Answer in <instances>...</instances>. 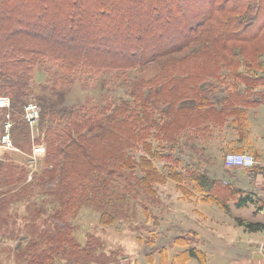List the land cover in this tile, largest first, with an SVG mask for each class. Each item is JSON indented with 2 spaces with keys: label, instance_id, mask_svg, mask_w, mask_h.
<instances>
[{
  "label": "trees",
  "instance_id": "1",
  "mask_svg": "<svg viewBox=\"0 0 264 264\" xmlns=\"http://www.w3.org/2000/svg\"><path fill=\"white\" fill-rule=\"evenodd\" d=\"M79 1L84 9L75 13L81 9ZM167 1L0 0V95L12 99L10 108L17 129L14 142L20 146H25L29 136V127L21 119L27 99L34 97L42 106L40 121L46 128L48 150L34 181L46 184L42 188L55 196L59 206L54 209L55 233L33 224L20 231L30 238L23 253L30 257L31 264L35 258L43 264L47 255L63 261L85 258L72 234L70 219V210L81 199L101 198V221L108 223L107 219L123 211L119 200L128 195L130 202L126 205L131 207V201L136 204L138 200L141 185L157 182L153 176L158 171L151 158L141 157L143 176L133 175L137 166L133 149L142 135L140 122L156 125L157 137L164 146L178 143L172 139L173 133L188 128V115H192L190 120H196V127L221 129L232 118L234 122L241 121V129L246 126L244 107L250 104L248 98L240 102L237 91L227 87L224 105L216 112L213 98L219 80L203 86L206 79L201 78L216 76L219 68L195 75L191 66L203 64L208 57L213 58V63L222 59L221 66L239 65L233 61L234 43H250L264 28V17L258 8L261 0H257L255 13L253 0H176L167 10L155 8ZM243 7L244 15H237ZM148 64V70L130 76L132 72H142ZM101 69L123 75L130 83L132 99L108 98L100 107L56 108L54 95L59 94L62 85L79 74L96 76L104 72ZM38 71L52 78L51 84L42 85L41 94L35 93ZM230 74L233 73H226ZM191 99L192 104H179ZM254 101L253 105H257L264 100ZM154 113L159 114L157 121ZM145 144L147 154L156 153L151 143ZM25 176L22 165L7 157L0 159V208L10 201L11 187ZM196 179L200 186L212 187L215 182L202 174ZM249 201L254 198L240 195L237 206ZM237 221L248 231H264L263 222L243 218ZM3 224L0 221V227ZM89 245L90 239L83 249L91 254L94 249ZM190 257L201 259L202 251L190 247L171 263L165 260V264H185Z\"/></svg>",
  "mask_w": 264,
  "mask_h": 264
},
{
  "label": "rangeland",
  "instance_id": "2",
  "mask_svg": "<svg viewBox=\"0 0 264 264\" xmlns=\"http://www.w3.org/2000/svg\"><path fill=\"white\" fill-rule=\"evenodd\" d=\"M175 1L161 2L159 5H155V8L162 11L163 9L167 10ZM244 1L247 3L248 0ZM253 1L252 11L255 13L257 0ZM79 2L81 9L75 10V13L84 9L83 3ZM258 8L264 17V0H261V5ZM245 10V7L239 8L237 15H244ZM107 41L114 44L113 41ZM234 45L235 58L233 61L234 64L239 63L237 66H221L224 64L222 59L217 58V62L213 63L211 57L205 58L203 61L206 62L203 64L191 66L195 75L207 74L209 71L216 72V67L219 68L217 77L201 78L206 79L201 83L203 86L216 79L219 80L216 81L218 88L214 95L215 98H213V103H216L214 105L216 112L224 105L222 98L227 87L237 91L240 102L248 98L249 105H253L255 99L264 100V28L261 34L250 43L235 42ZM242 52L243 54H241ZM149 65H146L142 72L141 70L132 72L134 74L130 76L140 75L151 67ZM101 70L104 72L98 73L96 76L79 74V77L62 85L59 94L54 95L56 108L60 110L65 107L64 109L70 110L73 106L79 105L100 107L108 98L110 100L112 98H130L129 94L132 93L128 89L130 83L123 75L108 71V69ZM230 71L233 74L227 76L226 73ZM51 80L52 78L49 80L48 75L43 71H38L34 81L35 93L41 94L43 92L42 85L51 84ZM235 85L238 87L233 88ZM60 94L62 97L58 96ZM6 96L12 103L11 97ZM103 97H105L104 100H102ZM27 100L28 102L24 105L21 113V119L29 127V136L25 140V146L17 145L14 142V131L17 133V129H15V121L12 118V108L0 109V143L6 133H9L14 143L13 148L4 153L3 158L12 159L13 163L22 165L26 170L24 179L11 187L8 204L0 208V221L4 223L0 227V264H31L30 257L23 253L24 246L30 238L27 234L20 232L26 225L32 226L33 224V227L38 226L40 229L45 226L49 233L56 232L53 221L54 209L59 207L58 201L51 192L46 193L47 189L42 188L46 184L41 180H38L39 184L34 181V176L41 172L48 150L47 140H45L47 132L46 128L42 126L41 117L33 122L28 121L27 118L36 115L34 104L39 105V103L34 97H29ZM193 101L192 99L183 100L179 104H192ZM26 108L28 109L27 115ZM246 108L247 106L244 107V109ZM39 112L41 114L42 106H40ZM159 118V114H153L154 121ZM191 118L192 115H188L185 119V125L188 128L186 126V129L180 130V133H173L172 139L178 143L176 145L170 143L166 146L161 145V139L157 137L156 125L140 122L139 129L142 135L139 144L133 149L137 162L133 175L143 176L140 159L141 157L151 158L158 171L157 175L153 176L157 182H153L151 185L147 184V187L141 185L137 192L138 200L136 204L132 200L131 207L126 205L130 202L128 195L119 200L118 203L123 206V211L107 219L105 222L108 223L101 221L103 208L100 203L101 198L81 199L78 205L70 210V219L74 226L72 234L81 249L80 254L85 258L78 262L74 258L71 261H63L47 255V259L44 257V261L40 260L41 263L43 261V264H165V260L171 263L179 253L190 247H196L199 250V244L211 242L212 239L209 238L206 240L196 239V234L193 233V230L200 228L198 221L200 215L197 214L199 210L197 204L192 202L205 197L204 193L199 191L200 184L196 176L209 174V172L212 174L214 167H218L214 166L213 159H207V161L204 159L209 152L213 153L217 148L220 151H226L225 154L241 150H231L230 147H227V150L223 149L228 144L227 141L229 142L227 140L230 137L228 131H230L232 121L228 122L227 130L215 126L196 127L194 125L196 120H190ZM240 122L236 120L235 124L240 125ZM240 133L243 132L240 131ZM145 142L151 143L155 154L146 153ZM43 144L46 147L45 153L38 154L36 147ZM241 152L252 153L250 151ZM217 182L219 183L218 180ZM47 185L50 186L49 183ZM23 190L24 192H22ZM89 239L91 242L89 246L94 249L91 254L83 249L88 245ZM19 247L21 250L17 249ZM34 264H39L37 258L34 259Z\"/></svg>",
  "mask_w": 264,
  "mask_h": 264
},
{
  "label": "crops",
  "instance_id": "3",
  "mask_svg": "<svg viewBox=\"0 0 264 264\" xmlns=\"http://www.w3.org/2000/svg\"><path fill=\"white\" fill-rule=\"evenodd\" d=\"M245 110L246 126L241 129L232 118L227 139L230 143L227 141L228 146L223 149L250 151L256 165L252 171L227 167L226 151L218 148V151L206 154L204 159H213L214 166L218 167H214L213 175L205 173L206 179L215 180L214 185H199V191L205 197L192 202L197 204L200 215V228L193 233L196 239L212 240L198 245L202 251L201 259L190 257L185 264H264V231H248L237 221V218H243L264 223V102L248 105ZM240 195H250L254 201L238 207Z\"/></svg>",
  "mask_w": 264,
  "mask_h": 264
},
{
  "label": "built area",
  "instance_id": "4",
  "mask_svg": "<svg viewBox=\"0 0 264 264\" xmlns=\"http://www.w3.org/2000/svg\"><path fill=\"white\" fill-rule=\"evenodd\" d=\"M11 106L10 98L6 95H0V109H9ZM34 109L36 110V115H32L27 118L28 121H35L40 117V106L36 103L34 104ZM38 109V111H37ZM28 113V109L26 108V115ZM10 116V114H8ZM8 124V123H7ZM11 124V123H10ZM12 126V124H11ZM2 143H0V159L3 158L4 153L8 152L11 148H13V140H11L9 133H6L2 137ZM45 145L36 147V152L38 154L45 153ZM225 164L227 167H243L247 170L252 171L256 165L255 156L249 152H241V151H233L228 152L225 155Z\"/></svg>",
  "mask_w": 264,
  "mask_h": 264
}]
</instances>
